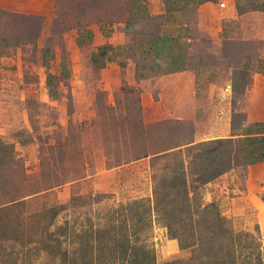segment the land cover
Wrapping results in <instances>:
<instances>
[{"label":"rangeland","instance_id":"obj_1","mask_svg":"<svg viewBox=\"0 0 264 264\" xmlns=\"http://www.w3.org/2000/svg\"><path fill=\"white\" fill-rule=\"evenodd\" d=\"M166 1L175 15L164 28L174 40H157L150 51L140 33L161 25L162 17L145 13V0H13L10 9L0 8L8 12H0V264H114L112 247L120 239L113 242L107 226L126 214L137 226L144 221L140 238L156 264L204 261L192 259L191 246L181 247L178 239L197 244L196 232L209 239L207 226L220 223L222 234L211 235L219 255L231 239L264 258V176H250L236 149L230 168L198 180L211 174L202 170L207 158L229 147L209 142L217 133L213 124L227 116L231 136H244V90L261 67L264 47V11L257 10L264 0H237L238 14L252 15L224 20L217 37L210 33L218 23L209 20V7L200 19L198 2ZM122 23L126 43L93 58L90 27L109 36L110 25ZM108 56L119 65L115 87L114 67L99 65ZM128 59L136 62V79L171 64L194 70L204 101L198 124L144 116L136 99L140 87L125 81ZM152 92L156 97L157 89ZM196 130L204 140L194 141ZM178 161L189 174L190 206H199L193 225L200 219L202 228L191 232L178 223L171 230L178 238H171L164 225L175 220L154 201L155 192L162 204L175 198L169 176Z\"/></svg>","mask_w":264,"mask_h":264},{"label":"crops","instance_id":"obj_2","mask_svg":"<svg viewBox=\"0 0 264 264\" xmlns=\"http://www.w3.org/2000/svg\"><path fill=\"white\" fill-rule=\"evenodd\" d=\"M190 2L197 3V0ZM145 3V13L154 16L159 15L162 17V24L160 25V36L158 37V40H174V36L166 32L164 28L167 21L171 20V18H173L175 15V11L172 10L173 8H169L166 10V5L164 4L163 0H145ZM221 3H223V5H221ZM12 4L13 0H0L1 9H10V6ZM198 4L199 5L196 8L198 18L201 19L203 15L202 11H204L205 8L209 7L211 10V14L210 16H208L209 20L218 23V26L214 28L213 31H210L213 37H217L220 34L219 31H222V29L224 31V25H222L224 20L229 21L238 17L242 18L248 13L252 15L251 11L244 14H238L237 7L239 6V3L237 0H216L215 2L205 1ZM180 5L173 7L180 8L183 6V4L181 6ZM136 7L140 8L138 5H136ZM135 14H137V11H135ZM256 14L257 13H254L253 15L255 16ZM124 28V23H122L121 28L117 26H113L112 28L110 25V35L107 36L104 28H101L99 26L90 27L89 35L92 37V49L93 51H95L92 54L93 58H101L102 55L100 56L99 52L105 50L106 47H122L126 43V34H128L126 33L128 29H126L125 31ZM175 32L178 33V30H176ZM261 54V67L258 71H255L251 75L250 83L244 90L245 103L243 112L246 118L245 125L252 122L264 121V47ZM127 62L126 71L128 70V75L127 80L125 81H127L128 84H135L140 87L141 93L139 95V103L144 116L150 114L152 117H155L152 119L164 117L167 119H174L179 121H189L193 124L196 123V125L198 124L200 111L204 109V101L197 95L198 86H196V74L194 70L188 68L177 69L176 67V69L165 73L157 72L158 76L151 77L153 75H148L136 79L134 78V66L136 62L132 59H128ZM99 65L101 66L102 70L106 68L107 65H112L114 67L110 83L111 87L118 86L121 82V78L117 76V70L115 69H118L119 65L118 63H116L113 57L108 56L103 58L102 62H100ZM114 71L116 72L115 74ZM155 88L157 89V96L153 97L152 90ZM210 94H212V92ZM217 95H219V97L222 99L220 93H217ZM224 97H226V95H224ZM147 102L150 103L146 104ZM221 103L222 101L220 102V104ZM153 115H156L158 117ZM228 120L229 118L225 116L220 122H216L215 124H213V131L217 133L212 136V138L208 139L214 140L232 138L233 140H236V138L238 137H232L233 135L231 136L230 134L231 127ZM199 137V132L198 130H196L194 132V141L196 142L204 140V138L200 139ZM247 166L249 167L250 176L254 172H259L264 176V161L251 163ZM262 234L264 237L263 225Z\"/></svg>","mask_w":264,"mask_h":264},{"label":"trees","instance_id":"obj_3","mask_svg":"<svg viewBox=\"0 0 264 264\" xmlns=\"http://www.w3.org/2000/svg\"><path fill=\"white\" fill-rule=\"evenodd\" d=\"M205 1L215 2L216 0H197L198 3L205 2ZM164 4L166 5V10L170 8L167 5L166 0H164ZM257 10L264 11V8H257ZM0 12L3 14L8 13L5 10H0ZM152 18L160 19V16L155 15ZM159 26L160 25H157L156 27H150L146 32L143 31L140 33V39L142 40L144 37V41L146 42L148 51H150V49L153 47L154 42L157 41L158 37L160 36ZM126 33H128V30L126 31ZM173 69H176V67H174L171 64V65L166 66L159 72L165 73ZM177 69H184V67L182 66L177 67ZM151 73H157V72H148V73H143V74L141 73V75L146 76ZM136 99L139 103V97H137ZM139 110H141L140 103H139ZM258 134H261L262 136L257 137ZM263 134H264V121H257V122H252V123L245 125L243 133H242V135L244 136L240 138H236V140H233L232 138H224V139H214V140L209 141V142H216L222 145L228 144L229 147L224 146V149L219 150L215 156L211 158H207V163L204 164V167H202V170L204 172L210 171L211 174L209 173L210 175L208 176L203 175V178H198V180L202 182H207L210 179L215 178L217 175L227 170V168H230V165L232 166L234 164V162L233 163L230 162V157L232 156V153H233V158H234L236 149H238L239 153L242 152L245 155V160H244L245 165L264 161V135ZM188 142H192V141H188ZM0 156L5 157L3 155H0ZM142 156H146V155L142 154ZM216 156L217 158H215ZM223 156H226L227 158H223ZM9 157H13V147H12V151ZM175 165H177L175 167L176 172L172 173V175L169 176V184H170L169 187L171 189H174V197L177 198V203L173 204V202L175 201V198L171 197L172 201L170 205L162 204L161 196H160V199H157L158 194L156 192H155L156 200L154 201L156 205H158V207L156 208L158 211L166 210L167 212H169L167 213L168 218H171V220H175V222L172 224L168 223L164 225L167 228L171 238H178V235H179L178 233H174L173 231H171L174 229L175 224L182 223V225H185L184 226L185 229L187 228L191 232H192V229L194 230L195 225H193L191 216L193 215L194 212H198V207H199V206H196L195 208H193L192 206H190V199L188 198V189L186 187V181H187V177L189 176V174L185 173L184 165L181 164V161H178ZM181 195L183 196V199L179 201V197ZM131 204H133V202L130 203V206ZM208 205H212V204H208ZM205 207L206 206L204 205L203 209H206ZM123 210H126L128 212L131 211V209L129 210V208L127 209L126 207L122 206V208H120V211H123ZM150 210L147 207L145 210H143V213L145 215L149 214ZM132 215H130L129 217V215L126 214V219H118L108 224L107 226V229L110 227H113V229L110 228V230L113 231L112 232V238L114 239L113 242H115L116 239L118 238L120 239V242L116 243L112 247L117 252L116 254L112 256V259H113L112 262L114 264H116L115 262H118V264H156L152 249L146 244V241L143 238H140L141 229L144 227L143 225L144 221L140 222V226H137V224L134 223L135 221L133 220L134 217ZM187 216L190 218H188ZM142 217H144V215H142ZM187 219L188 220L190 219L189 220L190 222L186 224L185 221ZM201 222L202 220L199 219L198 224H196L197 222L195 223L196 224L195 229L200 230L202 228ZM222 227L223 226L221 223L218 224L217 226H214V225L207 226L206 233L207 232L209 233L208 234L210 235L209 239L206 238L204 232L202 231L196 232L198 236L197 244H195L194 240H192L191 242L186 241L185 236L179 237L180 239L178 240L182 239L184 241V242L182 241L179 242L180 246L181 247L191 246L192 259H196V258H198L199 260L200 258L204 259V261H199L200 264L202 263L203 264H264V258L261 257L262 254L260 253V251H256L255 249H253L252 252H247L245 251L246 248H244L245 245H242V246L233 245V243H230L231 239H227L228 244L225 247L226 250L224 251V254L219 255V250L216 249L217 243L215 242L213 243L212 236L221 235L222 234L221 232L224 231V228ZM108 236L111 237L110 234ZM201 239L208 242L205 248L200 244ZM108 245H110L109 242H108ZM242 251H245V253H242ZM207 258L209 259L208 262H206ZM199 262H195L194 264H199ZM91 263L92 261L89 260L88 264H91ZM162 264H180V263L164 262Z\"/></svg>","mask_w":264,"mask_h":264},{"label":"built area","instance_id":"obj_4","mask_svg":"<svg viewBox=\"0 0 264 264\" xmlns=\"http://www.w3.org/2000/svg\"><path fill=\"white\" fill-rule=\"evenodd\" d=\"M221 5H223V3H221Z\"/></svg>","mask_w":264,"mask_h":264}]
</instances>
